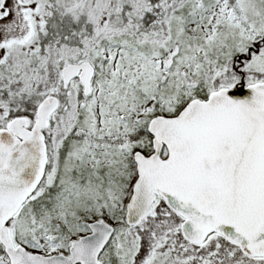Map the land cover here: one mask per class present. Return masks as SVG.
Segmentation results:
<instances>
[{"label":"snow or ice","instance_id":"1","mask_svg":"<svg viewBox=\"0 0 264 264\" xmlns=\"http://www.w3.org/2000/svg\"><path fill=\"white\" fill-rule=\"evenodd\" d=\"M0 264H264V0H0Z\"/></svg>","mask_w":264,"mask_h":264}]
</instances>
